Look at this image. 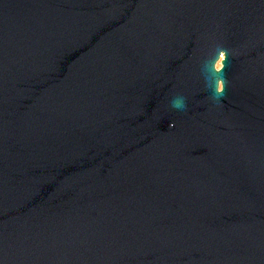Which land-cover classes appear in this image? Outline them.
Listing matches in <instances>:
<instances>
[{"label": "water", "instance_id": "95a60500", "mask_svg": "<svg viewBox=\"0 0 264 264\" xmlns=\"http://www.w3.org/2000/svg\"><path fill=\"white\" fill-rule=\"evenodd\" d=\"M0 264H264V0H0Z\"/></svg>", "mask_w": 264, "mask_h": 264}, {"label": "clouds", "instance_id": "9594fccd", "mask_svg": "<svg viewBox=\"0 0 264 264\" xmlns=\"http://www.w3.org/2000/svg\"><path fill=\"white\" fill-rule=\"evenodd\" d=\"M217 67L219 68V65H217Z\"/></svg>", "mask_w": 264, "mask_h": 264}, {"label": "rangeland", "instance_id": "374dc122", "mask_svg": "<svg viewBox=\"0 0 264 264\" xmlns=\"http://www.w3.org/2000/svg\"><path fill=\"white\" fill-rule=\"evenodd\" d=\"M220 66V65H219Z\"/></svg>", "mask_w": 264, "mask_h": 264}]
</instances>
